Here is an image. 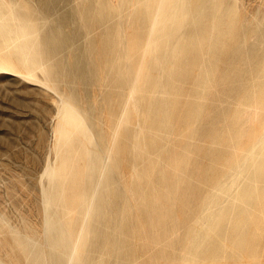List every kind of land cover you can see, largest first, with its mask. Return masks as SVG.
I'll list each match as a JSON object with an SVG mask.
<instances>
[{"label":"bare ground","instance_id":"6f19581e","mask_svg":"<svg viewBox=\"0 0 264 264\" xmlns=\"http://www.w3.org/2000/svg\"><path fill=\"white\" fill-rule=\"evenodd\" d=\"M0 74V264H264V0H0Z\"/></svg>","mask_w":264,"mask_h":264},{"label":"rangeland","instance_id":"374dc122","mask_svg":"<svg viewBox=\"0 0 264 264\" xmlns=\"http://www.w3.org/2000/svg\"><path fill=\"white\" fill-rule=\"evenodd\" d=\"M15 86L16 88H14ZM27 89V86L18 83L13 78L0 74V154L8 152L11 157H15L14 154H18L17 156L21 158L22 155L17 153V150H19L18 148H20L28 154L31 152L29 156L33 157L34 155L33 158H36L32 147V145H34L33 132L34 128H43V126L40 119L37 118V115L31 110L33 100ZM33 120H37L38 124ZM28 140H30V142ZM23 148L25 149L23 150ZM29 156L28 159L30 161L32 157ZM207 188H209V186Z\"/></svg>","mask_w":264,"mask_h":264}]
</instances>
